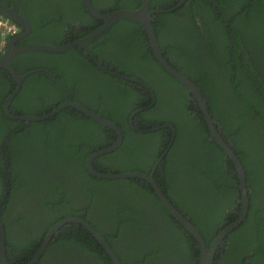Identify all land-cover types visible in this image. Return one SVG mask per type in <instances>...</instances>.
<instances>
[{
    "label": "trees",
    "instance_id": "1",
    "mask_svg": "<svg viewBox=\"0 0 264 264\" xmlns=\"http://www.w3.org/2000/svg\"><path fill=\"white\" fill-rule=\"evenodd\" d=\"M36 1L44 4L46 0ZM101 1L109 11L127 4L132 10L131 7L143 2L91 0L92 3ZM179 1L155 0L150 5L151 9H166L155 14L159 37L167 25L173 30V45L162 43L163 52L177 61L178 68L201 88L219 131L232 144L244 165L250 190L245 222L224 239L217 251L227 246L231 254L223 261V255L217 253V264H264V0H186L170 11ZM55 14L58 12L52 13ZM125 23L142 32L148 43L142 25ZM40 28L44 39L40 43L61 44L62 38L56 37L58 33L53 35L46 27ZM111 31L114 26L107 33ZM110 36L101 43L100 49H93L97 59L104 62L103 66L122 75L130 71L143 81L150 76L142 68L147 61L153 60L160 66L143 40L142 61H138L130 44L133 38L127 41L128 29L118 35L114 31ZM74 54V50L31 51L23 56L27 59L24 71L20 66L16 68L20 72H27L26 68L39 69L28 80L36 83L32 87L44 89L45 81L49 84L48 81L54 80L41 69L53 70L62 80L63 59H69V75L76 69ZM78 59L81 68L71 79L75 86L92 82L90 85L103 88L106 79H111V86L115 88L139 91L132 87V81L108 73L93 59L85 64L82 54ZM168 76L171 78H165L167 81L162 87L152 89L154 93L168 92L166 110L171 114L164 111L159 118L175 125L178 134L171 154L166 157L175 155L173 165L166 170L165 177L158 174L171 201L199 229L210 246L241 209L239 178L229 155L212 138L208 126L193 114L199 110L197 102H185L186 96L181 91L189 92L188 89L171 74ZM11 79L7 70H0V216L7 245L12 247L8 256L11 264H26L35 255L36 248L29 249L30 237L35 232L33 227L44 222L48 225L39 237L42 242L51 225L70 216L89 221L107 239L123 264L199 263L196 240L167 212L160 200L156 202L160 210L152 206L154 200L134 202L129 198L127 201L123 183L131 180L98 179L89 173L86 159L98 146L102 147L91 136L94 120L72 107L30 124L7 117L3 100L8 93L3 92L12 83ZM30 94L29 100H35L36 105L17 109L26 115H45L65 100L64 93H55L54 101L46 94ZM137 94L141 100L138 107L152 103L144 93ZM148 94L152 93L148 91ZM69 95L75 99L74 93ZM179 110L187 128L184 140L177 122ZM151 111L147 107L141 115L153 119ZM85 121H91L90 130L83 126ZM98 128L103 129V126ZM129 128L127 125L126 135L132 140V136L128 138ZM102 131L106 133L107 129ZM132 147L134 149L130 150L140 153V158L148 155ZM156 155L160 158V154ZM120 186L123 188L114 189ZM63 204L66 208L61 209ZM32 218L34 220L30 221ZM13 221L19 228H16L17 236H13ZM36 264L114 263L85 227L73 223L59 229L46 254Z\"/></svg>",
    "mask_w": 264,
    "mask_h": 264
},
{
    "label": "flooded vegetation",
    "instance_id": "2",
    "mask_svg": "<svg viewBox=\"0 0 264 264\" xmlns=\"http://www.w3.org/2000/svg\"><path fill=\"white\" fill-rule=\"evenodd\" d=\"M89 1L91 2V0ZM158 1H163V0H158ZM176 1L177 0H174V2ZM185 1L186 0H180L178 4L175 6V8L170 9V11H174L175 9L179 8ZM59 2H62V3H59ZM70 2L72 3L73 6H71ZM152 2L155 3V0H143L142 3L137 4L131 8L132 10H138V9L143 8L145 4L147 3L148 4L147 7L150 11H156L152 13V17H151L152 23L154 24V27L156 30L155 21H154L155 14H159L160 12L166 11V9H151L150 5ZM2 3L7 9L17 10L18 12L17 14L20 16V18H22L21 21L23 22V24L21 25L9 19L8 17H5L4 15L0 14V18L11 22V24L15 26L16 31L20 30L19 35L13 38L15 39L14 41V45H16L15 47L17 46L32 47L34 45L35 46L49 45L50 43L47 44V43L39 42L41 40H44L42 36L43 30L40 27H46L48 33H52L53 35H56V33H58L56 37L62 38L61 44L50 45V46L71 45V48H69L66 51L54 52V53H64V52L74 50V53H75L74 55L76 59L75 64H74V66L76 65V69L73 71L71 75L68 74V70L70 69L69 59H63L62 70H61V76L63 77L62 80L57 75H55V73L53 74V70L48 69V68L41 69V71L46 72L48 76L52 77L54 81L53 82L48 81L49 84H47V81H45L44 89H40V88L32 87L34 86V84L36 85V83L28 80L29 76L32 75L33 73H37L38 71H40L39 69H36V70L29 69L28 70V68H26L27 72H20L16 68V66H20V70L24 71L23 68H25V65H27V59L23 58L25 53H28L31 51H39V50H28L24 52L20 51L19 53H16L10 59V63L13 66L12 71H10L9 69L5 67H0V70H4V71L7 70L8 74L12 78L11 79L12 83H9L8 87L3 92V93H8L7 94L8 96L3 100L4 104L7 101V99H9L12 96V100L9 105V112H11L14 115H26L23 112L18 111L17 109L19 108L27 109L29 107L36 105L35 100L33 99L29 100L30 95H31L30 93H41L44 95L46 94L47 96L53 98V101L55 98V93H64V96H65L64 101H66L68 97L71 99L69 93H74L75 99H71L72 101L80 103L82 106L88 108L91 112H93L96 116H99L100 118L111 122L113 126H116L117 129H120L122 132V137H119V134L117 133L118 131L116 129H114L113 127H109L97 120H94L89 115L77 109L81 113V115H85L87 118L92 119L96 122L94 127L91 129L92 130L91 136L96 142L102 145L101 148L98 146L94 151V153H97L99 151H102V153L98 154L95 158H93V160L91 161L92 168L97 170L100 173H109L113 175L139 173V174L146 175L149 177L153 176L156 181L157 187L162 189L164 194L169 198V195L166 193V185H163L164 181L160 179L159 177L160 175L158 173H162L165 177L166 170L167 169L169 170L170 167L173 165V160L175 158V155L172 153L170 158H166V157L169 154H171L173 145L176 141L178 130L176 126L173 125L172 123H168V121H166L164 118L162 119L159 118L162 116L161 113H163L164 111H166L168 114H171L170 112L166 110V105L168 104V100H167L168 92L167 93H163V92L154 93L152 88L162 87L165 81H167L165 78L167 79L171 78L168 76V74L170 75L171 73L155 56L154 51L152 47L150 46V40H149L148 32L146 31V29L142 26L144 31H146V37L148 39V43H146L142 32L138 31V29H136L135 27L133 29L129 28L130 24L125 23V21L139 23L137 21L120 18L116 20L111 26L105 27V22L99 19L91 11V8H89L88 5L85 4L83 0H58V1L46 0L44 4H40L36 0H30V2L29 0H2ZM91 5L94 10L102 14H106L110 12L108 10L109 8L105 7L106 3L104 1H101L98 3L91 2ZM128 6L129 4L125 5V7L121 9L129 10L130 8ZM56 11L58 12V14L52 15V13ZM117 23L119 24L116 25ZM139 24L141 25V23ZM113 26H114V31L117 35L120 34L121 32H124V30L126 29L129 30V36H128L127 41L133 38L130 44L132 46L134 53L137 54L139 58L138 61L140 63L142 61V59H140L141 45H142L141 41L143 40L145 42V46H148V49L152 51L156 61L160 63V66L156 65V63L153 60L149 62L147 61L145 66H142V68H144L145 70L149 72L150 76H147V81H143L136 76H132L130 71L126 72L127 75L123 74L131 79V80L130 79H127V80L132 81V83H134L132 84V87L139 90L137 92L122 91L118 88H115L111 86V79H106V81L104 82L103 88H101V86H98L97 84L90 85L92 82L89 84H85V85L83 84L78 85V87L75 86L72 83L71 79L74 75L77 74L76 72L79 71L81 68V63L79 62L78 55L79 54L83 55L84 60H85L84 64L86 63L88 59L91 58L97 63L98 66H100L99 62H101L104 65L103 61H100L97 59V55L93 52V49H100L101 43L104 40L111 37L110 34L114 31H111L108 33L107 31ZM156 34H157L159 46H160V49H161V52L164 58L167 59L174 68L181 71L178 68L177 61H174L173 59L168 58L164 54L163 49H162V47H164L163 44L165 46L167 45L171 47L173 45L172 36L174 35H173V30L171 26L167 25L165 29L162 30L161 37H159V33L157 30H156ZM87 39L88 41H86ZM12 40L10 41V43H13ZM58 41L60 42V40ZM75 42H79L80 44H82V46L74 45ZM82 42H85V43H82ZM3 54L4 53H0V57H2ZM103 67H104L103 68L104 70L109 71L108 73L112 75H117L119 77H123L121 76L122 74L117 73L116 71H113L112 69L108 67H105V66ZM164 69L168 72V74L164 75ZM15 74L17 76L23 77L22 82H18L16 80ZM157 75L159 77L156 78ZM134 78L137 79L138 81H133L132 79ZM66 83L68 87L66 86ZM54 86L55 87L59 86V88H55ZM148 91H150L152 94H148ZM188 91L189 92L181 91L182 92L181 94L186 96L185 102L187 104L189 101H193V100L196 101L194 95L190 92L189 89ZM137 93H144L145 94L144 96H146L147 98H151L153 100L152 103L149 104L148 106L138 107V104L141 102V100ZM189 93H191L192 95H190ZM157 95H158V98H157ZM147 107L152 109V111L150 112V115H152L151 117L153 119H150L149 115L147 117L141 115V113ZM3 109L5 112V115L9 117L10 119L21 120V119H15V118L10 117L6 112L5 105L3 106ZM193 114L198 116L197 118L202 124H206V122L204 121V117H202L203 114H202L200 107H199V110L195 111ZM177 116H178L177 122L181 128V133H182L181 138L184 140L186 137L187 128L183 122L185 120L183 119L184 117L180 110L177 112ZM150 120H153L154 123ZM26 123L30 124L27 121ZM97 124H98V127L101 125L103 126L104 130L107 129V132L104 133V131H102L103 129H99L98 127L96 128ZM168 124H170L172 128L166 127V125ZM127 125L130 127L128 138L132 136V140L127 139V135H126ZM83 126H85L87 129L90 130L91 121H85ZM132 146H135L136 148H140L141 152L146 153L148 155L140 158L138 156V155H141L140 153L130 150V149H134ZM156 154H160V158H158V155ZM90 156L86 159L87 160L86 167L89 173L93 175L91 171L89 170L88 161H89ZM93 176L97 177L98 179H106V178H100L95 175ZM125 179L131 180V182L123 183L126 189V192L124 193L126 194L127 201L129 200V198L134 199V202H140V201L148 202L150 200L152 201L154 200V203L152 204V206L154 208L159 209L156 202H158L157 200H160V198L158 194L156 193L154 182L152 183L148 179L139 178V177L116 178V179H109V180L118 181V180H125ZM134 179H138V180H134ZM65 181L67 182L68 178H66ZM121 187L122 186L114 188V189L117 190ZM169 200L171 201L170 198ZM160 202L162 203L161 200ZM57 208H60V207H57ZM63 208H66L65 204L61 206V209ZM70 217H79V216H70ZM29 220L33 221L34 218L29 219ZM61 220H59L58 222H60ZM231 222H227L225 226ZM73 223L74 222L67 223V224L70 226ZM243 223L241 225H243ZM260 223H261V220H260ZM12 224H13V231L15 233L13 234V236L15 235L17 236L16 228L18 227L16 226L15 221H13ZM56 224L51 225V227L48 230L47 235L49 234L50 230ZM67 224L63 225L62 227L67 226ZM75 224L81 225L78 223H75ZM45 226H48L46 222L40 223L39 226H35L32 228V230L35 232L33 236L30 237L29 249L32 250L36 248L35 255L43 247L45 238L47 237L46 235L43 241L39 242L40 241L39 237L40 235H42V233H44ZM57 232H59V230ZM26 238H27V235H26ZM33 240L36 243H32ZM28 241H29V237H28ZM51 241L46 245L44 252L42 253L41 256L46 254ZM222 243H224V241H222ZM222 243L220 244L219 247H221ZM11 248L12 247L7 245V249H6L7 257L9 256V251L11 250ZM228 249L229 248L226 246L225 250L221 252H217L218 250L216 251L214 264H217V260H216L217 253L220 254L221 256L223 255L222 257L223 261L225 260L224 258H226V255L231 254L228 251ZM34 256L32 257V259L34 258ZM39 259L34 264H36L39 261ZM8 260H9V257H8ZM177 260L178 259L174 261L177 262ZM30 261L28 260L26 264L31 263ZM220 261L222 262V260Z\"/></svg>",
    "mask_w": 264,
    "mask_h": 264
},
{
    "label": "water",
    "instance_id": "3",
    "mask_svg": "<svg viewBox=\"0 0 264 264\" xmlns=\"http://www.w3.org/2000/svg\"><path fill=\"white\" fill-rule=\"evenodd\" d=\"M85 4L88 5L89 8H91V11L101 20L105 22V27L111 26L116 20L120 18H125V19H130L133 21H137L141 23V25L146 29L148 32L149 40H150V46L152 47L155 56L158 58V60L167 68V70L179 81L181 82L184 86H186L190 92L194 95L196 102L198 106L200 107L204 121L206 122L210 134L213 139H215L218 144L224 149V151L229 155L230 160H232L234 171L237 173V176L239 178V193H240V199H239V205L241 207L238 216L235 221L227 224L224 228H222L215 239L211 242L210 246H208L205 238L199 231V229L191 222L189 218L185 214H183L170 200L169 198L164 194L163 190L157 187L156 181L153 176L149 177L146 175H142L139 173H128V174H119V175H113L109 173H100L97 170L93 169L91 166V161L93 158H95L98 154H101L102 151H99L97 153H94L90 156L89 158V170L91 173L95 176H98L100 178H106V179H116V178H127V177H139V178H144L148 179L152 183L154 182L155 184V190L156 193L158 194L160 200L162 201L163 205L166 207L168 212L178 221L183 227L184 230L187 231L189 234L193 236V238L197 242V249L200 251V256H199V264H214V259H215V254L216 251L219 249L220 244L222 241H224L225 237L232 232L235 228L239 227L247 218L248 211H249V206H250V190H249V185L247 182V174L246 170L244 168V165L238 156V154L234 151L232 144L228 143L222 136L221 132L219 131L216 121L214 120L210 108L208 105L207 99L204 97V94L201 90V88L194 83L187 75L179 71L178 69L174 68L167 59L164 58L162 55L159 42L157 39V34L156 30L154 27V24L152 23L151 17L152 13L156 11H150L147 7V3L145 6L141 9L138 10H125V9H117L114 11H110L106 14H102L100 12H97L96 10L93 9L91 2L89 0H83ZM17 10L15 9H7L2 3V0H0V14L4 15L5 17H8L9 19L19 23L23 24L21 21L22 18L17 14ZM23 35V34H22ZM15 39L12 40L13 43L9 44V49L7 52L3 54L2 57H0V67H5L12 71V65L10 63V59L16 54L19 53L20 51H28V50H43V51H49V52H63L71 48V45H64V46H50V45H41V46H25V47H15L14 45ZM88 41V39L86 40ZM85 41V42H86ZM82 42V43H85ZM74 45H80L79 42H75ZM99 65L103 67V64L99 62ZM16 76V80L18 82H22L23 77L21 76ZM126 79H130L125 75H121ZM131 80V79H130ZM133 81H138L137 79H132ZM12 96L7 99L5 102V109L7 114L15 119H21L27 122L31 121H40V120H45L48 119L63 109L67 107H72L79 109L83 113L89 115L91 118L94 120H97L109 127H113L116 129L119 134V137H122V132L120 129H117L116 126H113V124L107 120H104L100 118L99 116H96L93 112H91L88 108L82 106L80 103H77L75 101H72L69 97L66 99V101L62 102L60 105L56 106L53 108V110L49 113H46L45 115L39 116V115H14L11 112H9V105L11 103ZM166 127L172 128L170 124L166 125ZM118 145V143H117ZM78 223L83 225L92 235L99 241V243L103 246L104 250L106 253L111 257L112 261L114 264H123L120 258L118 257L117 253L115 250L112 248V246L109 244L107 239L103 236L102 233H100L89 221L80 218V217H68L60 222H58L49 232L47 237L45 238L43 247L39 250V252L34 256V258L30 261L31 263L29 264H34L42 255L44 252V249L46 245L53 239L54 235L56 232L59 230L60 227L67 223ZM7 242H6V233H5V227H4V222L2 221V218L0 216V259L3 264H11V262L8 260L7 257Z\"/></svg>",
    "mask_w": 264,
    "mask_h": 264
},
{
    "label": "built area",
    "instance_id": "4",
    "mask_svg": "<svg viewBox=\"0 0 264 264\" xmlns=\"http://www.w3.org/2000/svg\"><path fill=\"white\" fill-rule=\"evenodd\" d=\"M15 26L11 22L0 18V53H4L8 41L17 34Z\"/></svg>",
    "mask_w": 264,
    "mask_h": 264
},
{
    "label": "clouds",
    "instance_id": "5",
    "mask_svg": "<svg viewBox=\"0 0 264 264\" xmlns=\"http://www.w3.org/2000/svg\"><path fill=\"white\" fill-rule=\"evenodd\" d=\"M19 32H20V30L17 32V34H16L14 37H12V38L8 41V44H7V47H6L5 52H7V50H8V47H9L10 41H11L13 38H15L17 35H19ZM22 33H23V32H22ZM5 52H4V53H5Z\"/></svg>",
    "mask_w": 264,
    "mask_h": 264
}]
</instances>
